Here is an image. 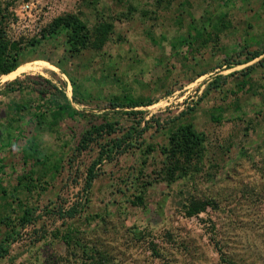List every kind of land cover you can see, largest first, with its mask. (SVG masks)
Instances as JSON below:
<instances>
[{
    "label": "rangeland",
    "instance_id": "rangeland-1",
    "mask_svg": "<svg viewBox=\"0 0 264 264\" xmlns=\"http://www.w3.org/2000/svg\"><path fill=\"white\" fill-rule=\"evenodd\" d=\"M3 1L16 18L14 37L28 39L64 13L89 27L112 19L114 30L100 51L77 55L63 34L42 40L21 55L25 71L0 76V218L24 207L34 218L0 264H83L87 245L105 255L102 264H219L214 238L240 263L264 264V0H177L168 10H156L154 0ZM36 76L63 92L75 121L33 119L40 106L64 104L52 89L40 99L31 88ZM16 78L22 87L7 91ZM127 100L151 104L132 109ZM114 101L123 107L112 108ZM102 116L116 124L114 137L130 127L136 136L130 151L97 167L85 195L84 171L98 149H74ZM187 121L206 137L204 168L142 193L135 178L146 180L161 159L158 147ZM147 145L156 151L144 156ZM140 193L142 205H134ZM191 197L217 207L186 217ZM79 205L75 219L60 216V208ZM67 229L83 249L58 236ZM6 230L0 223V234Z\"/></svg>",
    "mask_w": 264,
    "mask_h": 264
},
{
    "label": "trees",
    "instance_id": "trees-1",
    "mask_svg": "<svg viewBox=\"0 0 264 264\" xmlns=\"http://www.w3.org/2000/svg\"><path fill=\"white\" fill-rule=\"evenodd\" d=\"M177 0H154L156 10H168ZM10 5L6 1L0 0V76L7 75L16 70L20 65V57L28 47H33L39 44L42 40L47 38L63 34L65 43L68 50L72 54H79L85 50L100 51L104 45L109 41L113 34L114 26L113 20L100 19L91 27L76 13H64L51 19L45 26L40 28L39 32L32 37L26 39L23 37H14L11 33L13 26L16 23V18L10 12ZM130 12L133 8H130ZM152 12L143 11L142 15L147 17ZM261 54H251L250 60L259 57ZM252 66L246 68L249 71ZM204 73L200 74L203 75ZM26 78L28 76H25ZM22 80L16 78L15 80L5 84L8 88L7 91H15L22 87ZM17 85L14 89L13 86ZM32 90L39 96L40 99H44L50 90H55L56 94H61L64 99V104H55L50 102V112L48 106H40L36 110L33 119L37 120L45 113L49 114V117L54 123L59 124L65 118L75 121V117L78 115L74 111L70 104L66 101L63 92L51 84V81L41 76H36L31 81ZM127 106L134 109L139 106H148L151 103H138L132 100H127ZM123 103L120 101L112 102V108L123 107ZM43 109V110H42ZM129 115L135 112L131 110L126 112ZM102 122L99 124H89V126L82 132L78 144L74 149V153L80 155L87 151L91 145H96L98 152L91 164L85 169L83 176V190L86 192L92 186L93 180L98 176V166L104 161H112L116 157L130 151L132 146V140L136 136V129L134 127L128 128L121 136L114 137L118 129L114 122L108 121L102 116ZM140 134H138L139 136ZM156 151L151 145H147L143 155L148 156L150 152ZM158 152L161 159L155 162L154 170L149 174L146 180L141 181L139 177L135 178L136 187H138L142 193L147 185H151L152 182L163 181L167 184H171L178 180L189 179L194 175L200 173L204 168V160L206 157V137L203 133L197 132L193 124L190 121L182 122L171 130L167 135L166 144L158 147ZM145 161H142L144 165ZM98 169V170H97ZM140 177L143 172L139 170ZM26 179V177H25ZM27 189L28 186H26ZM86 200V198H85ZM87 201V200H86ZM143 198L141 193L135 196L134 205H142ZM208 207H217L216 202L212 199H197L189 198L187 204L183 205V212L186 217H197L199 214L204 213ZM81 206H72L62 211L60 208L58 211L63 219H75L81 213ZM1 225L7 229L3 234H0V259L6 257L9 253V248L12 243H15L19 237V232L28 225L34 223L32 210L28 207H24L19 215L4 216L0 218ZM212 225V224H211ZM214 228V225H212ZM76 231L67 229L64 233H60L58 236L64 241L66 245L76 242ZM53 236V235H52ZM40 236L38 238L42 239ZM37 241V240H35ZM76 246H82L79 242ZM213 248L217 252L219 257V264H245L239 262L228 251L227 245L221 242V239H213ZM85 249V248H84ZM227 249V250H226ZM87 250H84V254H87L82 259L83 264H102V261L106 259L105 255H101L94 246L87 245ZM153 251V250H152ZM157 255L156 250L153 252Z\"/></svg>",
    "mask_w": 264,
    "mask_h": 264
},
{
    "label": "bare ground",
    "instance_id": "bare-ground-1",
    "mask_svg": "<svg viewBox=\"0 0 264 264\" xmlns=\"http://www.w3.org/2000/svg\"><path fill=\"white\" fill-rule=\"evenodd\" d=\"M30 64V63H28ZM46 64V63H45ZM40 65V64H39ZM45 66V65H44ZM43 67V65H42ZM48 67V66H47ZM50 68H53L52 66H49ZM49 68V69H50ZM55 68V67H54ZM40 69V67H39ZM48 69V68H47ZM25 71V67L22 65L20 67H18L16 70L12 71L11 73L7 74V75H3L4 78L10 79L13 78L14 76L18 75L19 73ZM39 71V70H38ZM35 73V72H34ZM38 73V72H37ZM22 75V74H21ZM17 77V76H16ZM67 92V91H66ZM69 95V94H68Z\"/></svg>",
    "mask_w": 264,
    "mask_h": 264
},
{
    "label": "built area",
    "instance_id": "built-area-1",
    "mask_svg": "<svg viewBox=\"0 0 264 264\" xmlns=\"http://www.w3.org/2000/svg\"><path fill=\"white\" fill-rule=\"evenodd\" d=\"M30 8H29V5L28 3H23L21 6H20V10L21 11H28Z\"/></svg>",
    "mask_w": 264,
    "mask_h": 264
}]
</instances>
